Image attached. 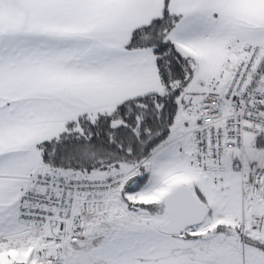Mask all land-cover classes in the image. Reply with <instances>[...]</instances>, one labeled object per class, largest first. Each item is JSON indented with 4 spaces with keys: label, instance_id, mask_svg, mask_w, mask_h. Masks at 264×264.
Masks as SVG:
<instances>
[{
    "label": "snow or ice",
    "instance_id": "snow-or-ice-1",
    "mask_svg": "<svg viewBox=\"0 0 264 264\" xmlns=\"http://www.w3.org/2000/svg\"><path fill=\"white\" fill-rule=\"evenodd\" d=\"M0 264H264V0H0Z\"/></svg>",
    "mask_w": 264,
    "mask_h": 264
}]
</instances>
